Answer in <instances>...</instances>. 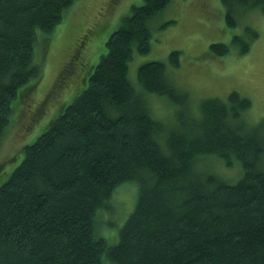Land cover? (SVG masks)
Wrapping results in <instances>:
<instances>
[{
	"label": "trees",
	"instance_id": "16d2710c",
	"mask_svg": "<svg viewBox=\"0 0 264 264\" xmlns=\"http://www.w3.org/2000/svg\"><path fill=\"white\" fill-rule=\"evenodd\" d=\"M74 1L0 0V140L14 127L23 140L44 125L0 161L1 177L22 154L0 183V264H264V116L247 123L242 115L252 101L237 90L202 99L190 116L187 92L169 81L161 60L138 66L139 91L128 78L133 52L150 50L149 21L169 0L132 6L92 65L81 52L96 32L87 27L51 87L30 103L43 78L34 49L43 55ZM222 2L230 26L247 9L264 11V0ZM257 37L245 27L230 44L210 43L207 55L226 56L233 45L246 54ZM168 61L178 67L179 50ZM67 87L70 102L43 120ZM146 93L178 106L174 125L152 116ZM209 155L226 166L238 161V179L200 171ZM126 183L136 184V201L109 244L95 213L109 209Z\"/></svg>",
	"mask_w": 264,
	"mask_h": 264
},
{
	"label": "rangeland",
	"instance_id": "374dc122",
	"mask_svg": "<svg viewBox=\"0 0 264 264\" xmlns=\"http://www.w3.org/2000/svg\"><path fill=\"white\" fill-rule=\"evenodd\" d=\"M143 0H75L64 13L63 21L50 33V46L40 54L39 47L34 49V60L42 65L43 78L38 84L36 94L30 97V103L38 101L51 87L57 71L76 38L84 30L93 26L96 32L87 39L82 49V59L90 65L95 64L105 49V40L118 26L122 17L129 13L132 6L142 4ZM245 27L255 30L256 40L250 44L246 54L240 55L233 45L226 56H209L207 48L210 43H231L234 34L241 35ZM151 32L150 50L145 54L133 52L128 65V78L135 89L140 90L137 80L138 66L151 60L165 62V73L169 81L188 94V112L195 117L202 99L216 97L227 99L231 90H237L248 96L252 105L243 113V119L257 123L264 116V11L260 7L250 8L237 17V24L230 26L226 22V11L222 0H169L167 5L149 21ZM42 39L40 33L37 34ZM48 36V37H49ZM76 39V40H75ZM42 41V40H41ZM179 50L180 65L171 66L168 54ZM74 83V82H73ZM69 86V85H68ZM76 87V86H74ZM67 89L57 92L48 105L52 108L42 118L49 120L54 115V105L70 102L72 95L64 97ZM149 110L153 117L166 126L174 125L178 106L164 96L146 93ZM53 113V114H52ZM42 121V120H41ZM44 125L39 123L34 133L21 139L15 127L0 140V161L7 154L17 152L23 144L33 141L42 131ZM22 140V141H21ZM22 154L13 162H7L5 171H9L21 160ZM202 172H212L229 182L238 179L241 166L237 161L233 166H226L215 155L205 156L199 163ZM0 177L2 183L8 173ZM136 184L126 183L117 187L111 196L109 209H98V233L109 244L118 238V231L124 223L136 201ZM132 202V207L131 206ZM127 214V215H126ZM126 215V216H125ZM125 216V217H124Z\"/></svg>",
	"mask_w": 264,
	"mask_h": 264
}]
</instances>
